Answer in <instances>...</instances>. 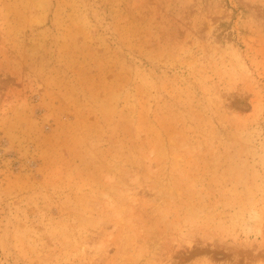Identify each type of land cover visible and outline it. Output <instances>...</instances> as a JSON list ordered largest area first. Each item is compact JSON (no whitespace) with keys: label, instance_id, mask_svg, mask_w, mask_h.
Segmentation results:
<instances>
[{"label":"rangeland","instance_id":"rangeland-1","mask_svg":"<svg viewBox=\"0 0 264 264\" xmlns=\"http://www.w3.org/2000/svg\"><path fill=\"white\" fill-rule=\"evenodd\" d=\"M0 264H264V0H0Z\"/></svg>","mask_w":264,"mask_h":264}]
</instances>
